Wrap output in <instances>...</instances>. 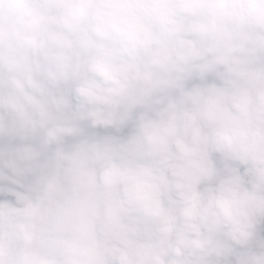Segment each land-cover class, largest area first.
<instances>
[{"label":"clouds","instance_id":"obj_1","mask_svg":"<svg viewBox=\"0 0 264 264\" xmlns=\"http://www.w3.org/2000/svg\"><path fill=\"white\" fill-rule=\"evenodd\" d=\"M0 264H264V0H0Z\"/></svg>","mask_w":264,"mask_h":264}]
</instances>
